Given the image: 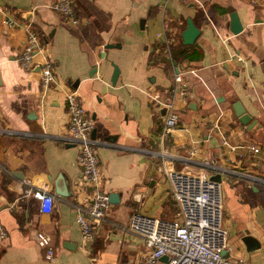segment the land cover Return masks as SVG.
Wrapping results in <instances>:
<instances>
[{
  "label": "crops",
  "instance_id": "crops-1",
  "mask_svg": "<svg viewBox=\"0 0 264 264\" xmlns=\"http://www.w3.org/2000/svg\"><path fill=\"white\" fill-rule=\"evenodd\" d=\"M53 1L0 0V264H145L148 247L127 227L130 216L172 217L177 210L160 168L165 108L152 94L173 96L178 107L164 143L172 166L221 173L225 254L264 264V0H73L76 22H66ZM233 10L238 32L230 28ZM189 17L200 32L187 44ZM27 23L54 59L57 80L47 87L37 68L43 54L31 67L20 60ZM68 87L94 119L98 189L119 194L88 239L76 215L93 186L80 181L79 146L65 138ZM236 101L252 122L239 119ZM23 178L52 185V211L22 193ZM68 184L71 194L57 192ZM38 231L51 236L50 259Z\"/></svg>",
  "mask_w": 264,
  "mask_h": 264
},
{
  "label": "built area",
  "instance_id": "built-area-1",
  "mask_svg": "<svg viewBox=\"0 0 264 264\" xmlns=\"http://www.w3.org/2000/svg\"><path fill=\"white\" fill-rule=\"evenodd\" d=\"M52 5L61 12L66 22H76L77 16L73 0H54ZM7 23L17 22L14 16H6ZM26 40L20 54L21 63L26 67L33 65L34 57L42 53L40 62L41 81L44 87L57 80L54 59L48 54L37 29L26 24ZM192 71L195 72L194 69ZM182 79V72L177 71L176 80ZM67 110L70 115L68 133L65 138L79 146L78 162L82 166L80 181L93 186V190L77 212L76 220L85 239L92 236L96 223L106 215L110 205L109 192L99 190L101 171L97 152V142L92 137L94 119L88 114L76 88L65 89ZM152 98L165 108V115L160 131L161 170L171 184L172 196L177 210L172 217L148 215L135 211L130 216L127 227L143 236L148 251L145 264H161V257L167 258L163 264H246L235 261L223 250L227 241V228L223 224V192L221 182L212 176L177 170L172 166L170 156L164 150V143L171 135L179 120L178 107L173 96L160 99L158 94ZM257 151L259 146L248 145ZM194 152V149L192 150ZM22 193L32 194L40 200V209L52 211L55 193L49 182L33 186L30 178H23ZM6 230L0 217V238ZM41 245L47 246L46 257L52 258L54 247L50 245L51 236L37 232Z\"/></svg>",
  "mask_w": 264,
  "mask_h": 264
},
{
  "label": "water",
  "instance_id": "water-1",
  "mask_svg": "<svg viewBox=\"0 0 264 264\" xmlns=\"http://www.w3.org/2000/svg\"><path fill=\"white\" fill-rule=\"evenodd\" d=\"M230 28L233 32H238L242 29V23H241V20L239 18V14L236 10H233L230 12ZM199 32H200V29L195 25L193 19L191 17H189L188 18V25H187L186 29L183 31V41L187 44L193 43L195 41L197 35L199 34ZM114 65H115V67H114V72L112 75V80L116 81L117 75L119 72V68L117 67L116 64H114ZM40 67H41V65L38 64L37 68L39 70H40ZM1 81L2 80L0 79V82ZM234 108H235L237 115L239 116V119L243 123L248 124V123L253 121L252 116L248 112L245 111V108L243 107V105H241L240 101H236L234 103ZM91 135H92V137L95 136V129L94 128L92 129ZM212 177L218 181H221V173L220 172L213 174ZM57 192L60 194L66 195V194H71L72 189L70 187V184H68L67 188L57 187ZM118 195L119 194L116 191H110L109 199L111 201H116V200H118ZM246 236L244 237V239H250V240L255 242V239L251 235H246ZM223 252L225 253L224 250H223ZM164 256L167 258L166 255H164Z\"/></svg>",
  "mask_w": 264,
  "mask_h": 264
}]
</instances>
